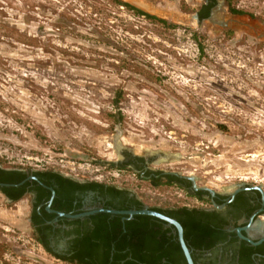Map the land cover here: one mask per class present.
<instances>
[{
    "label": "rangeland",
    "instance_id": "rangeland-1",
    "mask_svg": "<svg viewBox=\"0 0 264 264\" xmlns=\"http://www.w3.org/2000/svg\"><path fill=\"white\" fill-rule=\"evenodd\" d=\"M121 1L168 23L115 0H0V162L195 204L121 166L120 143L216 192L264 190V0H219L212 22L201 0ZM25 214L0 202V264H72Z\"/></svg>",
    "mask_w": 264,
    "mask_h": 264
},
{
    "label": "flooded vegetation",
    "instance_id": "flooded-vegetation-1",
    "mask_svg": "<svg viewBox=\"0 0 264 264\" xmlns=\"http://www.w3.org/2000/svg\"><path fill=\"white\" fill-rule=\"evenodd\" d=\"M201 3L199 22L219 8V0ZM227 10L239 15L229 4ZM121 152V166L151 186L175 184L195 204L151 205L130 188L1 162L0 202L25 203L24 220L34 239L46 252L72 264H189L174 223L153 215L98 211L146 206L181 225L194 264H264L263 189L243 184L215 194L195 190L183 174L154 167L153 156L124 148Z\"/></svg>",
    "mask_w": 264,
    "mask_h": 264
},
{
    "label": "water",
    "instance_id": "water-1",
    "mask_svg": "<svg viewBox=\"0 0 264 264\" xmlns=\"http://www.w3.org/2000/svg\"><path fill=\"white\" fill-rule=\"evenodd\" d=\"M220 8H221V6H219V9ZM215 15H216V10L213 11L212 17L208 21L212 22L214 20ZM195 19L199 22V17H198V14L197 13L195 14ZM233 19H231V20L233 21ZM224 24L227 25L226 23H224ZM230 24H231V21H230ZM252 28L255 29V30H257L256 27H252ZM118 145H119V152H121V150L123 148L120 145V143ZM165 156L167 158H179L180 157V154H178V153L177 154H165ZM184 177L187 178V179H189V180H191L193 182V186H194V189L195 190H208L212 194H215L216 193V191H214L213 189H210L208 187L198 186L197 183H196V178L195 177H193V176H184ZM258 188H260L262 190L261 187H258ZM98 211H106V212H112V213L128 214V215H130V217H133L134 215H144V214L145 215H153V216H156V217H159V218H162V219H165V220H168V221L174 223L178 227V229H179L180 242H181V245L183 247V250H184V252L186 254V257L188 259V262H189V264H194V262L192 260V257L190 255V251H189V249H188V247H187V245H186V243H185V241L183 239V229H182L181 225L179 223H177L176 221H174L172 219H169L168 217H166L162 213H160L158 211H155V210H152L148 206H146L145 208L140 209V210H131V211H119V210H114V209H103V208L99 209ZM92 213H94V212H92ZM254 244H256V243H254Z\"/></svg>",
    "mask_w": 264,
    "mask_h": 264
},
{
    "label": "trees",
    "instance_id": "trees-1",
    "mask_svg": "<svg viewBox=\"0 0 264 264\" xmlns=\"http://www.w3.org/2000/svg\"><path fill=\"white\" fill-rule=\"evenodd\" d=\"M115 1H117L118 3H120L121 5H124V6H127V7H129L130 9H132V10H135L138 14H141V15H144V16H146V17H148V18H151V19H157V20H159L160 22H163V23H165V24H167L168 22H167V20H165V19H161V18H158L157 16H154V15H152V14H149V13H146V12H144V11H142V10H139V9H137V8H135L134 6H132L130 3H127V2H123V1H121V0H115ZM208 16V13H205V14H202V16L201 17H207ZM131 264H134L135 262H130Z\"/></svg>",
    "mask_w": 264,
    "mask_h": 264
}]
</instances>
